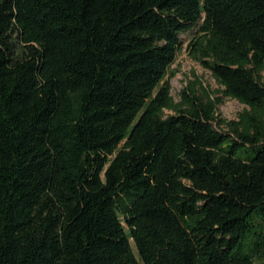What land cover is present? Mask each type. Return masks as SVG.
<instances>
[{"label": "trees", "instance_id": "1", "mask_svg": "<svg viewBox=\"0 0 264 264\" xmlns=\"http://www.w3.org/2000/svg\"><path fill=\"white\" fill-rule=\"evenodd\" d=\"M263 72L264 0H0V264H264Z\"/></svg>", "mask_w": 264, "mask_h": 264}, {"label": "rangeland", "instance_id": "2", "mask_svg": "<svg viewBox=\"0 0 264 264\" xmlns=\"http://www.w3.org/2000/svg\"><path fill=\"white\" fill-rule=\"evenodd\" d=\"M191 34L192 31H189L182 35L184 40L183 46L177 53L174 63L168 68L165 76V79L169 80L171 86V95L176 101H179L181 91L191 82H196L199 89L201 88L200 83H202L212 93L219 87L210 70L205 68L191 53L188 45ZM244 107L245 105L238 99L225 98L224 102L218 106V109L222 117L234 119Z\"/></svg>", "mask_w": 264, "mask_h": 264}]
</instances>
